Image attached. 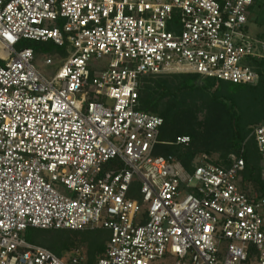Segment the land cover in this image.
<instances>
[{
	"label": "built area",
	"instance_id": "2783aa9c",
	"mask_svg": "<svg viewBox=\"0 0 264 264\" xmlns=\"http://www.w3.org/2000/svg\"><path fill=\"white\" fill-rule=\"evenodd\" d=\"M262 12L264 0H0V264H86L80 248L64 259L29 242L30 228L110 231L96 264H264L245 159L201 153L188 170L157 156L164 120L136 109L146 75L256 85ZM25 40L69 55L46 75ZM253 136L264 177V123Z\"/></svg>",
	"mask_w": 264,
	"mask_h": 264
},
{
	"label": "trees",
	"instance_id": "16d2710c",
	"mask_svg": "<svg viewBox=\"0 0 264 264\" xmlns=\"http://www.w3.org/2000/svg\"><path fill=\"white\" fill-rule=\"evenodd\" d=\"M260 36L264 38V32ZM43 43L25 40L22 46L33 48L37 57ZM250 64L260 76L256 85L203 78L198 74L142 76L136 109L164 120L155 155L174 156L188 170H193L194 160L202 152L218 153L216 163L225 166L231 164L232 155L242 156L246 164L242 188L264 196L260 153L253 136L255 128L264 123V60L253 59ZM182 137H188L189 142L179 143L178 138ZM110 236L111 232L105 229L30 228L25 233L29 242L64 259L80 248L86 264H96ZM77 237L79 241L75 243ZM82 242H86L87 248H83Z\"/></svg>",
	"mask_w": 264,
	"mask_h": 264
},
{
	"label": "rangeland",
	"instance_id": "374dc122",
	"mask_svg": "<svg viewBox=\"0 0 264 264\" xmlns=\"http://www.w3.org/2000/svg\"><path fill=\"white\" fill-rule=\"evenodd\" d=\"M256 13H257V11H256ZM261 20L264 21V12L261 13ZM251 29H252L253 33H256L257 31L260 32L262 30L261 28H259V29L258 28L257 29L256 28H251ZM70 49H72V48H70ZM39 50H40V53L36 57L35 64L46 75H50V74H53L54 72H56L58 70V68L63 63L61 61V59L62 58H67V56L69 55L68 48H60V47H58V46H56V45H54L53 43H50V42L49 43H43V45L41 46V48ZM48 56H53L56 59V63L54 65H46L45 64V60H46V58ZM200 117H201V115H200ZM202 153H205V152H202ZM200 154H198L197 157ZM208 156L215 162L219 159V154L218 153H214L213 155L208 154ZM250 187L253 188L252 186H250ZM58 188L60 190L64 189L60 185L58 186ZM251 192H254V193H257V194L259 193V192H256V191H251ZM51 236H53V233L47 235L48 238H51ZM47 237H45L44 239H46ZM78 241H79V237H77L75 239V243H77ZM80 244L83 246V248L84 247L87 248L86 242H82ZM65 258H68V257L65 256ZM154 264H172V260H170V261H168L167 259L166 260H160V261H157Z\"/></svg>",
	"mask_w": 264,
	"mask_h": 264
}]
</instances>
